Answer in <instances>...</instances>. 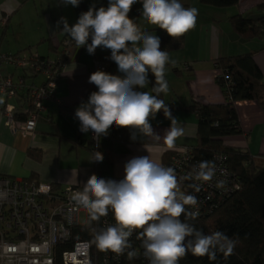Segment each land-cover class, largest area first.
<instances>
[{
	"label": "crops",
	"instance_id": "crops-1",
	"mask_svg": "<svg viewBox=\"0 0 264 264\" xmlns=\"http://www.w3.org/2000/svg\"><path fill=\"white\" fill-rule=\"evenodd\" d=\"M31 0H0V54L30 55L36 53L42 57L55 58L62 49L61 42L69 36L63 32L61 17L67 19L69 26L74 25L80 14L81 6H65L62 0H41L43 15L35 7L36 20L25 24L14 22L17 14ZM36 1V0H35ZM88 9L93 5L107 7L108 0H81ZM80 2V3H81ZM186 8L198 9L195 27L185 33L182 47L168 51L170 63L166 65L165 79L169 90L161 93L165 104H172L178 109L172 113L177 125L183 128V134L174 139L169 147L163 139L153 141L149 137L137 135L136 140L103 142L112 160L103 156L102 162L91 160L95 141L91 130L82 133L80 122L75 118L73 109L81 102H86L94 91L95 85L89 83L92 74L91 65L96 55L111 54L109 49L98 47L94 54H89L86 47L69 49L64 67L63 80L55 96L46 102L47 109L41 112L36 121L34 136L24 135L21 129H12L6 122V110L13 109L15 119L23 121L28 118L31 102L26 89L19 90L14 96L0 93V175L34 179L53 183L59 187L80 186L95 174L97 177L120 181L124 178V164L131 158L148 155L154 162L163 166L168 151L181 147H193L196 144L198 130L194 113L182 109L196 102L203 104H222L227 99L216 78L219 71L215 60L219 57L236 56L250 53L264 76V37L248 38L236 32L230 17L241 14L246 18H258L264 15V0H239L232 7L206 5L200 0H180ZM41 16V17H40ZM129 18L140 29L159 38L168 36L166 31L149 24L142 17V3L137 2L131 8ZM26 26L28 28H26ZM52 40L53 44L50 42ZM58 51V52H57ZM19 67L9 62L0 65L4 76H11L14 81L24 77L25 83L42 85L43 73L32 66ZM27 67H31L28 68ZM33 69V70H32ZM114 70L118 72V67ZM118 75H122L118 72ZM149 78V77H148ZM142 91L151 92V84ZM4 97V98H3ZM242 133L227 137L225 140L233 145L248 147L253 154L264 155V110L255 101L236 103ZM153 130L163 135L170 127L171 121L161 111L150 120ZM258 145V149L254 151ZM30 150L40 152L41 158L30 155ZM104 170H106L104 172Z\"/></svg>",
	"mask_w": 264,
	"mask_h": 264
},
{
	"label": "clouds",
	"instance_id": "clouds-1",
	"mask_svg": "<svg viewBox=\"0 0 264 264\" xmlns=\"http://www.w3.org/2000/svg\"><path fill=\"white\" fill-rule=\"evenodd\" d=\"M80 2L62 0L65 6L76 7ZM137 2L142 3V17L173 39L178 40L195 27L198 9L186 8L180 0H108L107 7L97 9L93 5L82 12L72 26L61 17L63 32L71 37L77 48L86 47L90 55L98 47L109 49L110 59L122 74L93 72L88 82L98 91L92 92L86 102H81L75 110V118L80 122L79 130L82 133L91 130L97 142L115 125L130 128L132 140H136L137 135L153 141L163 139L172 147L174 139L183 134V128L177 125L168 105L159 98L169 90L165 69L171 62L170 56L168 51L161 50L159 36L142 31L129 18ZM149 73L155 77L151 92L138 90L148 86ZM160 111L171 121L163 135L157 134L150 123ZM91 160L102 162L103 154L94 152ZM216 172L214 161H201L185 178L211 182ZM225 184L226 180H219L216 187L224 188ZM192 186L199 191L198 185ZM70 200L87 211L90 223L99 222L112 211L115 224L101 228L94 236L99 250L123 255L132 249L130 238L135 232L149 264H179L189 253L195 257L206 256L210 261L216 260L218 253L227 258L239 242L223 231L206 234L189 223L198 212L186 206L195 207L197 197L181 192L175 170L154 162L148 155L129 159L124 164V178L120 181L91 175L82 190L71 194ZM136 256L135 250L127 251L129 260Z\"/></svg>",
	"mask_w": 264,
	"mask_h": 264
},
{
	"label": "trees",
	"instance_id": "trees-1",
	"mask_svg": "<svg viewBox=\"0 0 264 264\" xmlns=\"http://www.w3.org/2000/svg\"><path fill=\"white\" fill-rule=\"evenodd\" d=\"M200 2L216 7H232L237 5L239 0H200ZM85 5L84 2L79 4L82 12L88 11ZM260 8H264V4H261ZM230 21L236 32L244 37H264V15L258 18H246L238 14L230 17ZM65 39H71V37L67 36ZM160 40L161 50L172 51L184 45L185 34L178 40L169 35L162 36ZM50 42L53 44L52 40ZM89 43H91V39H89ZM73 45L76 44L69 45L68 51ZM38 56L40 60L50 59ZM110 56L111 54H99L96 55L95 60L114 69L117 65L110 59ZM215 65L219 71L216 80L224 92L227 102L222 104L196 102L182 107V109L194 113L198 124L196 144L188 148L191 149L192 158L196 162L212 161L215 154H223L225 164L237 181L238 188L225 198L220 196L214 198L212 204L209 202L205 210L199 211L198 216L188 222L206 234L219 230L233 239H238L239 242L234 253L227 258L218 253L216 260L210 261L206 256L195 257L189 253L179 261V264H264V155L253 154L248 147L236 146L225 140L227 137L242 133L236 110L237 102L255 101L264 110V76L250 53L219 57L215 60ZM149 78L152 88L155 84V77L149 73ZM62 80L63 77L59 79L58 87ZM94 91H98L97 87ZM159 98L161 99V94ZM167 105L171 113L178 109L172 104ZM73 110L75 112L76 109ZM161 114L164 115L163 111ZM131 136L130 128L113 125L107 136L99 138L97 149L94 146L90 149L102 153L109 162L112 160L108 152L110 147L103 142V138L113 142L117 140L131 141ZM172 152L168 151L166 154L165 166L169 165ZM30 155L37 159L41 158L40 152L35 150H30ZM77 187L80 190L83 189V187ZM55 188H59V186L55 185ZM186 207L190 211H194L190 206ZM183 218L182 216L181 219ZM71 230L70 240L56 246L54 264H64L63 252L70 250L77 240H89L92 243V264H149L143 255L144 250L140 256H136L132 260L123 255L117 261L112 260L105 263L103 260L105 251L99 250L94 242V236L100 230L95 221L79 224Z\"/></svg>",
	"mask_w": 264,
	"mask_h": 264
},
{
	"label": "built area",
	"instance_id": "built-area-1",
	"mask_svg": "<svg viewBox=\"0 0 264 264\" xmlns=\"http://www.w3.org/2000/svg\"><path fill=\"white\" fill-rule=\"evenodd\" d=\"M61 44L62 50L53 59L40 60L35 53L28 57L0 54V65L9 62L21 67L32 66L45 77L42 85H27L24 77L14 81L11 76H4L0 72V93L14 96L19 90H27L32 108L26 120L18 121L12 108L6 110L7 124L14 130L21 129L24 135L34 136L37 118L47 109L46 102L55 96L58 81L64 75L68 48L75 42L65 39ZM97 70L118 75L114 69L94 60L91 72ZM92 136L94 137L93 132ZM94 141L97 149L98 142ZM192 157V151L188 147L176 148L169 165L165 167L175 170L181 192L197 197L198 204L190 206L194 211L205 210L209 202L213 203L214 198H225L238 188L237 181L225 164V156L219 153L212 160L217 166V172L211 182L186 179L193 166L199 163ZM219 180H226L224 188L216 187ZM194 184L199 186V191L192 186ZM77 190H80L77 186L55 188L53 183L34 178L20 179L0 175V264H54L56 246L70 240L74 226L89 221L87 211L70 200L71 194ZM82 212L86 213L85 223L79 220ZM95 223L100 229L115 224L112 211L109 210L108 216ZM130 240L132 249L127 251L135 250L137 256H140L143 248L141 241L136 239L135 232ZM127 251L123 255L127 256ZM123 255H116L109 250L104 252L103 260L105 263L117 261ZM91 256L92 243L89 240H77L70 250L63 252V263L92 264Z\"/></svg>",
	"mask_w": 264,
	"mask_h": 264
},
{
	"label": "rangeland",
	"instance_id": "rangeland-1",
	"mask_svg": "<svg viewBox=\"0 0 264 264\" xmlns=\"http://www.w3.org/2000/svg\"><path fill=\"white\" fill-rule=\"evenodd\" d=\"M35 2L39 5L40 3H41V0H31L29 3H28V5L26 6V7H24L22 10H21V12H20V14L18 15L17 14V16L15 17V19H14V22L16 23V24H18L19 22H21V21H24L25 22V24H27V23H31V25H32V23H34L35 22V20H36V14H35V7L36 8H38V14L40 13L41 14V16L44 14L43 13V11H42V8L40 7V6H37L36 4H35ZM245 15H246V17L248 16V14H247V12H245ZM40 16V17H41ZM26 28H28L27 26H26ZM20 56H22V57H28L29 55H27V54H25V55H21L20 54ZM13 65V64H12ZM26 68V67H25ZM28 68H31V67H27V69ZM22 69H23V67H19V70H21L22 71ZM33 70V69H32ZM4 98V97H3ZM254 149V151H256V149H258V145L255 147V148H253ZM106 170H104V172H105ZM79 220H80V222L81 223H85L86 221H87V218H86V213L85 212H82L81 214H80V217H79Z\"/></svg>",
	"mask_w": 264,
	"mask_h": 264
}]
</instances>
